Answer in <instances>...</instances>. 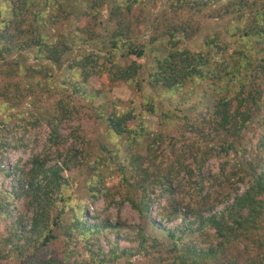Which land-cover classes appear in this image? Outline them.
Masks as SVG:
<instances>
[{"label": "trees", "instance_id": "trees-1", "mask_svg": "<svg viewBox=\"0 0 264 264\" xmlns=\"http://www.w3.org/2000/svg\"><path fill=\"white\" fill-rule=\"evenodd\" d=\"M150 1L158 0H0V174L14 178L9 190L0 188V264H135L137 257L144 264H264V0H162L151 17ZM199 16L230 26L191 51L187 44L203 29ZM149 56L144 79L141 61ZM103 75L165 96L212 81L215 97L199 102L195 166L180 155L164 160L165 137L145 116H159L160 125L175 120L152 101L140 114L111 109L112 102L96 106L100 91L89 80ZM91 110L111 149L95 151L79 127L61 153L63 123ZM40 124L58 161L31 154L6 169L7 155L21 147L16 135ZM255 126L260 132L250 139ZM214 159L218 172L207 175ZM77 168L88 170L85 190L105 203L103 211L128 203L138 214L144 224L136 238L100 213L89 215L66 177ZM181 175L198 186L195 206L179 199ZM212 181L229 191L209 205Z\"/></svg>", "mask_w": 264, "mask_h": 264}, {"label": "rangeland", "instance_id": "rangeland-1", "mask_svg": "<svg viewBox=\"0 0 264 264\" xmlns=\"http://www.w3.org/2000/svg\"><path fill=\"white\" fill-rule=\"evenodd\" d=\"M162 0H158L157 3L153 4L152 1L148 3L149 15L150 17L153 14H158L161 11ZM203 25L202 33L200 36L193 42H189L187 47L191 51H199L202 49L203 41L206 36H214L219 34L223 36L226 32V29L230 26L229 19L223 20H213L205 19L201 16L198 17ZM147 27V26H146ZM145 28V26H144ZM233 41V39L231 40ZM101 48V46H99ZM91 50H94L92 48ZM77 54V53H76ZM30 58V63L34 64L32 54H28ZM153 62L152 58L145 59L141 61L145 66L144 74L142 78H146V72L148 71L149 66ZM56 74H61L60 71L55 69ZM92 88L97 91H100V96L95 101V105L106 102H112L111 109L114 106L118 110L134 108L137 114L142 112L143 106L147 103L148 100L152 101L153 104L159 108L160 114L169 113L175 121L171 123L160 125L159 116H145V124L150 130L161 131L165 137L164 145L161 147L163 152L162 156L164 160L169 163L172 162L174 156L180 155L183 156V159L190 166L194 167V156H197L196 150L200 148L199 145L201 139L198 137L201 136L199 131L195 130L198 126V117L201 113V106H205V102L211 100V97H215L214 86L212 81L206 82H197L189 84L183 93L178 94L177 96H165L163 91H159L157 95L149 87H144L142 92H134L132 88L124 84H113L109 81L107 75L92 77L89 80ZM206 101L204 102V98ZM195 108H199L197 111H194ZM94 110L87 112L82 116H75L70 121H65L61 127V136L62 141L60 144L61 153L67 151L70 146L75 144V137L78 132V128L82 127L85 137L88 140H91L93 144V149L95 151L101 148V144L106 145L111 149L110 145L106 142L103 131L101 127L92 121V116ZM204 118V115L203 117ZM134 124V123H133ZM250 133L248 137L254 139L257 136V133L260 132V128L253 127L250 128ZM49 131L45 124L35 125L28 127L27 131L21 130L15 137L19 145L21 146L19 150L11 151L7 155V159L4 163V167L10 171L11 167L20 162L21 166L26 162V160L31 156V154H47L55 160L54 163L58 161L57 152L54 149V146L49 141ZM220 167L219 160L214 159L210 160L205 165V171L208 173L216 174ZM88 170L87 169H74L72 172H67L66 177L71 178L73 186H77L76 196L85 201L89 207V215L92 217L94 214L100 213L99 217L102 220H108L113 223L121 224L122 229L120 230L121 234L127 236L128 238H136V228L141 224H144L137 213H135L128 203L123 205H112L109 209L104 210L105 203L102 200L94 201L91 200L87 191L85 190V182L87 179ZM4 175L0 174V188L7 187L9 190L13 183V177H9L7 180H4ZM179 186H181V191L178 194L179 199L182 200L184 205L195 206L199 202L198 198V186L193 182L188 183L186 176L181 175L179 177ZM118 180L116 177L109 182V186L116 185ZM210 187L209 192H211L210 199L206 202L211 205V202L217 200L218 196L226 195L229 191L228 185L225 188L220 187V182H210L207 185ZM119 204V201H117ZM164 204V203H163ZM18 208L23 209L24 203H17ZM157 206L154 207V215L156 214ZM1 229H3V224H1ZM59 235H63L62 232H57ZM116 236L111 237V243H114ZM103 247L106 251L109 250L108 246L103 244ZM55 248L58 251V254L61 255L63 250L62 243L55 244ZM145 259L143 257H137L135 264H144ZM7 264V263H5ZM12 264V263H11ZM118 264V263H117ZM122 264V263H120Z\"/></svg>", "mask_w": 264, "mask_h": 264}]
</instances>
